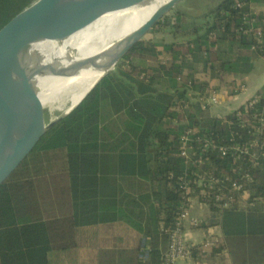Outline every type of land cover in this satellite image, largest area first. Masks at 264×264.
<instances>
[{
    "label": "trees",
    "instance_id": "1",
    "mask_svg": "<svg viewBox=\"0 0 264 264\" xmlns=\"http://www.w3.org/2000/svg\"><path fill=\"white\" fill-rule=\"evenodd\" d=\"M29 1L0 0V25ZM159 27L172 37L138 41L0 183V264H160L185 195L209 213L199 227L219 230L211 256L264 264V84L223 115L198 99L223 83L234 93L264 59V0H223L202 19L174 9ZM205 139L253 143L256 163L201 153ZM209 172L214 186L194 181Z\"/></svg>",
    "mask_w": 264,
    "mask_h": 264
},
{
    "label": "water",
    "instance_id": "2",
    "mask_svg": "<svg viewBox=\"0 0 264 264\" xmlns=\"http://www.w3.org/2000/svg\"><path fill=\"white\" fill-rule=\"evenodd\" d=\"M182 1L30 0L2 23L0 105L25 95L60 106L25 141L0 153V164L8 162L10 166L4 179L41 136L70 115L130 49ZM13 23L15 30L8 31ZM66 27L69 34H57ZM56 36L60 42L53 41ZM43 63H54L61 72L40 70Z\"/></svg>",
    "mask_w": 264,
    "mask_h": 264
},
{
    "label": "built area",
    "instance_id": "3",
    "mask_svg": "<svg viewBox=\"0 0 264 264\" xmlns=\"http://www.w3.org/2000/svg\"><path fill=\"white\" fill-rule=\"evenodd\" d=\"M242 4L238 3L236 7H240ZM257 13L256 10H252V12ZM243 17H247V12L243 15ZM244 33H247V30L242 28ZM257 36L259 38V41L262 40L263 33L261 29L257 30ZM254 47V46H253ZM167 58L166 55L161 56V62L163 63L164 60ZM202 104L203 107H208L212 105L213 103L217 102V98L215 95L209 97L208 99L205 98H198ZM259 101V97L256 96L255 98H249L247 100V103L249 106H253L255 103ZM242 115L238 112L237 113V119H241ZM261 124L264 125V113H261L260 117ZM199 139V138H197ZM200 141V140H199ZM189 142V136L188 134L182 135L179 143L181 144V154L184 156L189 155V149L191 146H188ZM201 153L207 150L210 151H217L219 152L222 156L230 155L233 156L234 159H240L242 162H247L251 163L252 165L256 163V159L258 158V155L252 150V146H254L253 143H247V142H241V143H233L231 142L230 145H219L214 142H211L209 140H201ZM201 158V154L198 155V159ZM195 179L194 181L197 180V176L199 179V184L206 185L207 181H209V186L212 187L214 184H217L219 182V179L214 178L213 174L210 172L207 174V176H201L198 173H195ZM248 174L246 173L247 177ZM183 179V177H181ZM242 186V183L239 182H233L232 183V188L233 189H240ZM185 192H188V188L184 186ZM184 201L180 204L177 218L175 220V223L171 230L169 231V243H168V248L166 252L162 256V260L160 264H177L178 260L181 259H187L191 258L193 256V250L197 249V246H202V247H209L211 243L215 242L216 240L201 242L197 244L194 241H189L186 231L189 227L192 228H198L200 224V220L197 218H194L191 216V208L192 204L197 201H193V199L190 196H184ZM200 206H204V204L197 202ZM232 203L231 201H225L223 204V208H231ZM143 253L145 256L148 253V247L144 246Z\"/></svg>",
    "mask_w": 264,
    "mask_h": 264
},
{
    "label": "bare ground",
    "instance_id": "4",
    "mask_svg": "<svg viewBox=\"0 0 264 264\" xmlns=\"http://www.w3.org/2000/svg\"><path fill=\"white\" fill-rule=\"evenodd\" d=\"M61 1V0H48ZM78 2L79 0H73ZM24 18V15L20 17ZM15 30V23L10 25L8 31ZM66 28L58 29L57 34L64 35L70 32ZM53 41H61L59 36ZM40 70L47 72H61L60 67L54 63H43L39 65ZM51 74V73H50ZM60 106L50 101L31 98L25 95L14 96L4 104L0 105V153L23 142L41 124L51 119ZM9 163L0 164V182L4 179L9 169Z\"/></svg>",
    "mask_w": 264,
    "mask_h": 264
},
{
    "label": "rangeland",
    "instance_id": "5",
    "mask_svg": "<svg viewBox=\"0 0 264 264\" xmlns=\"http://www.w3.org/2000/svg\"><path fill=\"white\" fill-rule=\"evenodd\" d=\"M221 1H223V0H183L174 9L183 10L188 15L196 17L197 19H202V16L204 14H206L208 11L214 9L219 4V2H221ZM174 9H172V10H174ZM163 28L159 27V29L162 30V31H158V32H155V33H147L145 35L146 38L147 39L148 38L152 39L154 41H159L162 38H165L166 40H168L169 38L172 37V36H168L167 35V34L170 35V30L171 29L168 28V27H166L164 29ZM230 77H232V76L231 75L230 76H225L224 80L226 82H228L227 80H229ZM234 83L236 84V86L233 87L234 93H231V89H232V85L231 84L226 86L225 83H223L221 86H219V88H217V90H215L214 94L213 93L209 94L208 97H206L208 99L209 97L215 95L216 98H217V102H215L212 105L208 106L207 109L203 113L204 115H206V116H208V115H211V116L212 115H222L226 111H229L231 109L239 107L238 105H239L243 95H241V94L234 95V94H237V93H239V91L243 90L245 88L244 87L245 84L243 83V81L240 82V80L239 81L236 80ZM194 206H195L194 210H196V208H200L201 209V207H198L196 204H194ZM204 210H205V213L204 212H200L201 215L204 213L205 216L206 215L209 216L208 211L205 208H204ZM204 217L201 220L203 222H206V219L204 220ZM213 227L217 228L216 226H213ZM200 228L208 229L210 227L202 226ZM217 235H218V233H217ZM208 253H209V255L207 257V258H209L208 262H207L208 264H211V263L227 264L228 259L227 258L224 259L221 254H218V256H214L213 258H211L210 257L211 256L210 255V251ZM216 258H218V259H216ZM178 264H179V262H178Z\"/></svg>",
    "mask_w": 264,
    "mask_h": 264
},
{
    "label": "crops",
    "instance_id": "6",
    "mask_svg": "<svg viewBox=\"0 0 264 264\" xmlns=\"http://www.w3.org/2000/svg\"><path fill=\"white\" fill-rule=\"evenodd\" d=\"M230 79H232V78H230ZM233 79L235 81L240 80V82L242 80L243 83L245 84V86H244L245 90L243 89V90L239 91V93L234 94V95H238V94L243 95V97L239 103V105H241L243 102H245L248 98H250L253 94H255L263 86V84H264V59H262V58L257 59L254 63L253 70L249 74L242 76V77L235 75L233 77ZM231 110H233V109H231ZM231 110H229V111H231ZM229 111H226L225 113H227ZM225 113H223V114H225ZM194 204H196L198 207H201V209L196 208V210H194V208H195ZM192 208H191V216L192 217L197 218L198 220L199 219L201 220L205 216V214H204L205 213L204 208L206 209L205 206H203V205L200 206L197 202H194L192 204ZM200 212H204V213L201 215ZM207 218H208V215H206L204 217V220ZM204 229H202L200 227H198V228L189 227L186 231V235H187L189 241H194L197 244H199L201 242L207 241L208 239H209V241L211 240V242L214 240H217L216 237H218V236H216V237L214 236V235H217V233L219 234V230L217 228L210 227L208 229H205V230ZM209 247H202V246L198 245L197 246V248L199 249L198 252H196L191 258L178 260L177 264H178V262H179V264H208L207 262H208L209 258H207L208 257L207 254L210 251ZM210 257L213 258L214 256H210ZM216 259H218V258H216ZM211 264H216V263H211Z\"/></svg>",
    "mask_w": 264,
    "mask_h": 264
}]
</instances>
